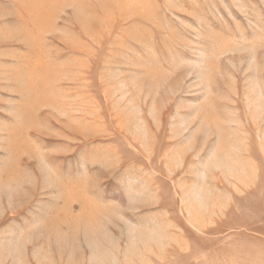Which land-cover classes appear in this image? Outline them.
Returning a JSON list of instances; mask_svg holds the SVG:
<instances>
[{
	"label": "rangeland",
	"instance_id": "1",
	"mask_svg": "<svg viewBox=\"0 0 264 264\" xmlns=\"http://www.w3.org/2000/svg\"><path fill=\"white\" fill-rule=\"evenodd\" d=\"M0 264H264V0H0Z\"/></svg>",
	"mask_w": 264,
	"mask_h": 264
}]
</instances>
